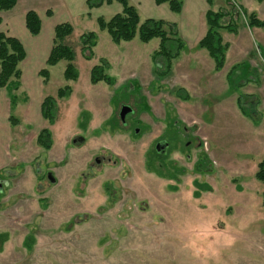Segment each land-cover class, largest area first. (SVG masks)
Returning <instances> with one entry per match:
<instances>
[{
  "label": "rangeland",
  "instance_id": "rangeland-1",
  "mask_svg": "<svg viewBox=\"0 0 264 264\" xmlns=\"http://www.w3.org/2000/svg\"><path fill=\"white\" fill-rule=\"evenodd\" d=\"M47 4L20 0L0 19ZM71 25L65 44L77 80L64 79L60 61L47 83L33 81L53 99L52 114L27 120L30 96L8 92L14 127L12 158L0 170V264H264V184L254 177L264 159L259 36L234 68V38L223 31L231 45L224 70L186 46L160 77L158 39L115 45L95 19ZM88 33L96 35L91 54L80 45ZM102 61L113 84L91 85ZM122 105L134 112L125 126ZM41 128L50 131L48 150L36 141ZM161 141L167 150L157 154Z\"/></svg>",
  "mask_w": 264,
  "mask_h": 264
},
{
  "label": "crops",
  "instance_id": "crops-1",
  "mask_svg": "<svg viewBox=\"0 0 264 264\" xmlns=\"http://www.w3.org/2000/svg\"><path fill=\"white\" fill-rule=\"evenodd\" d=\"M127 1L128 4L136 10L140 22L151 19L173 24L176 27L178 37L183 42L182 50L186 46L190 48L198 47V42L204 37L208 30L205 15L209 10L216 12L221 9L228 11L232 9V6L228 5L226 0H210V3H208V0H181L182 5L180 12L175 14L169 10L167 4L156 5L155 0ZM231 1L236 5L238 10L243 11L240 12L238 17L237 30L235 33H228L225 30H220L219 33L222 40H224L221 34L223 31L234 38L232 41L235 45L234 52L236 54L233 56H236L237 60H235L236 62L233 61L230 65L234 68L239 65L237 61L239 60L242 52L250 51L252 49L253 44L251 41L253 36H259V39L262 41L261 47L264 50V33L259 32V30L262 29L254 27L249 28L246 25L245 20V17L250 14L255 15L259 20H264V0ZM19 3L20 0H17L16 5L11 10L3 12H13V10L19 6ZM48 3L49 4L46 6L40 7L27 6L20 13H13L8 23H6V20L2 21L0 19V33L17 39L21 43L25 53L24 60L19 64L20 67L18 65L20 79L17 82V88L12 87V84L16 81L11 79L5 88L0 89V145L3 144L2 146L4 149H0V170L7 167L10 162V158H12V156L8 155V151L6 149L8 138L12 137L11 130L13 126L10 125L9 121L12 103L10 97L8 96L9 90L10 94H15L14 97L19 93H27V95L32 99L29 103V112L24 116L27 120L31 119L37 123L44 119L42 116V104L46 98L51 97H41L40 91L38 88L36 90L33 81L40 77L39 72L46 67L45 62L53 45V30L55 26L68 23L72 28L70 36L66 38L68 39L73 35L74 31L71 25L73 19L81 21L95 19L97 22L98 18H102L106 22L114 15L119 14L122 10L121 6L117 2H112L109 5L102 4L100 7L89 6V0H48ZM29 11L35 12L41 23L40 32L37 36H31L25 28V15ZM55 13L61 17V22L53 21ZM99 13L106 14L107 16L105 17L107 18H103L104 16ZM262 31L264 32V30ZM66 39L64 40V44ZM245 46H248V48ZM230 49L231 45L229 44L225 52L226 55ZM48 68L52 67H47V71ZM49 74L50 72L48 71V77ZM45 82L47 83V81ZM42 129L45 128H41L40 131Z\"/></svg>",
  "mask_w": 264,
  "mask_h": 264
},
{
  "label": "trees",
  "instance_id": "trees-1",
  "mask_svg": "<svg viewBox=\"0 0 264 264\" xmlns=\"http://www.w3.org/2000/svg\"><path fill=\"white\" fill-rule=\"evenodd\" d=\"M16 2L17 0H0V11L11 10L16 5ZM112 2H117L122 10L106 22L102 18H98L97 24L99 29L106 31L115 45H119L122 42H130L136 36L144 44H147L152 39H158L159 45L157 50L153 52L152 58L155 62L157 59L164 61L165 65L161 69L162 64L156 62L155 73L160 77L166 76L172 69L171 62L180 55L183 48V42L178 37L176 27L164 21L151 19L140 22L136 10L128 4L127 0H89V6L100 7L102 4L109 5ZM226 2L228 5L230 4L228 0ZM208 3H210V0H208ZM155 4H167L169 10L177 14L180 12L182 1L155 0ZM240 12L243 11L233 6L229 11L224 9L216 12L209 10L205 15L208 30L197 46L206 51L217 71H220L224 66V55L228 47L223 43L219 31L225 30L228 33H235ZM245 20L249 28L254 27L264 30V20H259L255 15H247ZM24 23L26 30L31 36L39 34L41 23L35 12H27ZM71 32L72 28L68 23L55 26L53 30V45L45 62L46 67L39 72V76L43 78L44 82L48 79L47 67H53L60 61L66 62L63 73L64 79L73 82L77 80L78 73L72 65L74 59L73 51L64 44V40L70 36ZM80 43L82 50L88 51L91 54L92 48L96 45V35L94 33L84 34L80 37ZM24 57L25 53L21 43L13 37L0 33V89L5 88L11 79L16 81L12 84V87L17 88V82L20 79L18 65L24 60ZM107 68L106 61H102L100 65L92 67L90 70V84L95 85L99 82H104L109 86L112 85L113 79L105 73ZM69 93L70 89L68 87L60 89L57 92V97H67ZM53 105L52 98L44 100L42 104L43 117L52 114ZM36 141L39 146L48 150L51 146L50 131L42 129L38 133ZM254 177L258 182L264 184V159L257 164Z\"/></svg>",
  "mask_w": 264,
  "mask_h": 264
},
{
  "label": "flooded vegetation",
  "instance_id": "flooded-vegetation-1",
  "mask_svg": "<svg viewBox=\"0 0 264 264\" xmlns=\"http://www.w3.org/2000/svg\"><path fill=\"white\" fill-rule=\"evenodd\" d=\"M121 108V107H120ZM133 111V110H132ZM134 112H132L130 115H132ZM128 116V115H127ZM125 122L122 123L123 126H125ZM154 150L157 154H163L166 150H167V143L164 142V141H161V142H157L154 146ZM96 162L98 163V160H96Z\"/></svg>",
  "mask_w": 264,
  "mask_h": 264
},
{
  "label": "water",
  "instance_id": "water-1",
  "mask_svg": "<svg viewBox=\"0 0 264 264\" xmlns=\"http://www.w3.org/2000/svg\"><path fill=\"white\" fill-rule=\"evenodd\" d=\"M133 111L132 109L127 106V105H122L120 110H119V113H118V116H119V119L121 121V123H124L125 122V117L129 114H131Z\"/></svg>",
  "mask_w": 264,
  "mask_h": 264
},
{
  "label": "built area",
  "instance_id": "built-area-1",
  "mask_svg": "<svg viewBox=\"0 0 264 264\" xmlns=\"http://www.w3.org/2000/svg\"><path fill=\"white\" fill-rule=\"evenodd\" d=\"M230 1V3H232V1L231 0H229Z\"/></svg>",
  "mask_w": 264,
  "mask_h": 264
}]
</instances>
